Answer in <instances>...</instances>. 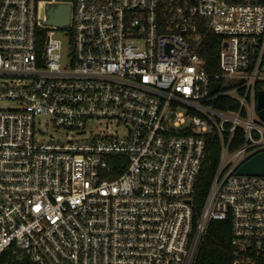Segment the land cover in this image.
<instances>
[{
  "label": "built area",
  "instance_id": "obj_1",
  "mask_svg": "<svg viewBox=\"0 0 264 264\" xmlns=\"http://www.w3.org/2000/svg\"><path fill=\"white\" fill-rule=\"evenodd\" d=\"M261 91L264 0H0V264H195L226 219L231 264H264V175L237 173L264 152Z\"/></svg>",
  "mask_w": 264,
  "mask_h": 264
},
{
  "label": "trees",
  "instance_id": "obj_2",
  "mask_svg": "<svg viewBox=\"0 0 264 264\" xmlns=\"http://www.w3.org/2000/svg\"><path fill=\"white\" fill-rule=\"evenodd\" d=\"M222 37L209 32L203 41L200 53L209 72L218 71V56L221 50ZM214 106L219 109H236V101L230 104L217 101ZM220 160V139L214 133L208 135L206 157L197 182L195 204L200 209L212 184ZM231 222L212 220L199 249L195 264H231Z\"/></svg>",
  "mask_w": 264,
  "mask_h": 264
},
{
  "label": "water",
  "instance_id": "obj_3",
  "mask_svg": "<svg viewBox=\"0 0 264 264\" xmlns=\"http://www.w3.org/2000/svg\"><path fill=\"white\" fill-rule=\"evenodd\" d=\"M70 8L67 5L59 6L55 11L50 12L51 17L49 22L58 26H65L69 21ZM218 89V84H214V91ZM258 108L260 115L264 120V91H261L258 96ZM238 174L246 175H264V152L257 154L249 161L244 163L237 171Z\"/></svg>",
  "mask_w": 264,
  "mask_h": 264
},
{
  "label": "rangeland",
  "instance_id": "obj_4",
  "mask_svg": "<svg viewBox=\"0 0 264 264\" xmlns=\"http://www.w3.org/2000/svg\"><path fill=\"white\" fill-rule=\"evenodd\" d=\"M60 37L64 40L65 42V49L66 51L68 52L69 50V47L67 45V38L66 37H63L62 35H60ZM1 105H6L5 103H0ZM11 104V103H10ZM13 105V104H11ZM40 129L45 133V136H49L50 133H53V130H52V126L51 124L47 121L46 118H42L41 120V124H40Z\"/></svg>",
  "mask_w": 264,
  "mask_h": 264
}]
</instances>
